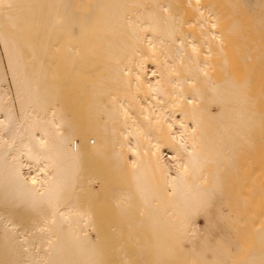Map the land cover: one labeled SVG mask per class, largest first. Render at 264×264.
Listing matches in <instances>:
<instances>
[{
    "label": "bare ground",
    "instance_id": "1",
    "mask_svg": "<svg viewBox=\"0 0 264 264\" xmlns=\"http://www.w3.org/2000/svg\"><path fill=\"white\" fill-rule=\"evenodd\" d=\"M0 264H264V0H0Z\"/></svg>",
    "mask_w": 264,
    "mask_h": 264
}]
</instances>
